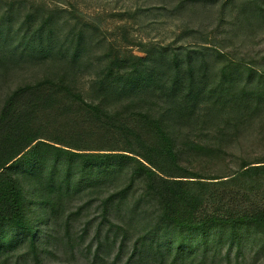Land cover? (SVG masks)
<instances>
[{
    "label": "trees",
    "instance_id": "16d2710c",
    "mask_svg": "<svg viewBox=\"0 0 264 264\" xmlns=\"http://www.w3.org/2000/svg\"><path fill=\"white\" fill-rule=\"evenodd\" d=\"M219 3L232 11L229 24L264 21V0H180L175 11L201 17L197 8ZM16 6L0 2V90L12 70L39 73L0 106V264L23 244L25 260L43 264L51 251L39 223L69 234L85 192L100 209L89 264H246L264 253V208L247 205L254 188L243 187L264 182V161L231 149L248 125L264 128V68L221 48L217 26L137 55L108 46L100 18L73 16L72 25L33 5L20 19ZM94 38L106 52L92 60ZM57 109L74 131L88 122L81 143L34 128L38 113ZM184 153L201 169L184 167Z\"/></svg>",
    "mask_w": 264,
    "mask_h": 264
},
{
    "label": "rangeland",
    "instance_id": "374dc122",
    "mask_svg": "<svg viewBox=\"0 0 264 264\" xmlns=\"http://www.w3.org/2000/svg\"><path fill=\"white\" fill-rule=\"evenodd\" d=\"M180 0H0L4 9L11 4H16L14 12L24 18L26 11L33 8V5L43 6L45 11L59 12L57 15L61 21L70 20V23L76 24L77 19L73 16L83 17L88 20L89 17L97 20L100 18L103 31L107 33V43L113 44L118 48H123L137 55H144L142 49L149 46L152 42L167 43H186L195 41L196 38L187 35L185 31L205 30L210 31L212 27L217 26V43L220 47L234 55L235 58L247 57L254 61L255 65L264 68V21L254 24L255 28L250 30L249 26L240 24V20L234 24H229L232 11L228 7L224 12L217 5L208 9L197 8L201 17H196L197 13L192 11L189 6L187 12L177 13L175 6ZM222 3V2H221ZM74 13V15L72 14ZM202 18V19H201ZM226 21L224 23L221 22ZM211 25V26H209ZM108 29V30H107ZM215 33V34H216ZM98 39L94 38L93 46H96ZM144 43V46H141ZM107 46V47H108ZM108 49V48H106ZM96 52L92 56L95 59L97 53L106 52L102 46H96ZM103 50V51H102ZM213 57V56H211ZM249 61V60H248ZM39 73L37 68H18L12 70L9 74L10 88L0 90V106L5 96L17 85L24 82L26 78L31 80ZM42 73V71H40ZM38 76V75H37ZM66 109V107H63ZM63 109L41 111L35 117L34 128L42 132L47 138L61 143H81L77 140L78 132H87V125L81 123V129L74 131L72 119L61 116ZM83 128V129H82ZM35 129V130H36ZM88 133V132H87ZM89 134V133H88ZM80 138V137H79ZM88 139V136H84ZM82 143H87L86 140ZM85 145V144H84ZM232 152L238 157H250L252 161H264V128L260 120L244 130L237 142L231 146ZM235 156V157H236ZM258 160H254L257 159ZM204 159V158H203ZM260 159V160H259ZM199 157L186 155L182 156L181 163L184 167L201 169ZM236 164V162H235ZM234 164V165H235ZM205 166V165H202ZM215 169V167H211ZM206 169V167L204 168ZM240 187V186H239ZM234 188V189H239ZM247 189L254 188L249 194L247 205L264 208V182L243 185ZM242 187V189H243ZM82 198L76 199L72 204V209L76 210L80 205H87L81 211L76 220L71 222L69 234L72 240L66 235V227L61 226L57 232L52 229L49 222L39 223L38 239L41 240L44 248L51 252L43 255V264H89L96 247V226L100 219V209L98 201L90 200L95 198L94 194H86ZM42 215V213H40ZM90 221L92 225L84 231L85 224ZM51 233H56V237L49 238ZM48 240V241H47ZM93 243L91 248L90 244ZM73 245V247L71 246ZM25 247L18 245L7 259V264H32L24 258ZM130 249L123 256L126 260ZM246 264H264V253L247 254ZM4 259V257H2Z\"/></svg>",
    "mask_w": 264,
    "mask_h": 264
}]
</instances>
